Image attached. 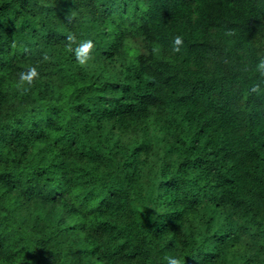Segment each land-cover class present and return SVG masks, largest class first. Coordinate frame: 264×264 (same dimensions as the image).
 Listing matches in <instances>:
<instances>
[{
	"label": "trees",
	"instance_id": "16d2710c",
	"mask_svg": "<svg viewBox=\"0 0 264 264\" xmlns=\"http://www.w3.org/2000/svg\"><path fill=\"white\" fill-rule=\"evenodd\" d=\"M260 59L264 0H0V264H264Z\"/></svg>",
	"mask_w": 264,
	"mask_h": 264
},
{
	"label": "clouds",
	"instance_id": "9594fccd",
	"mask_svg": "<svg viewBox=\"0 0 264 264\" xmlns=\"http://www.w3.org/2000/svg\"><path fill=\"white\" fill-rule=\"evenodd\" d=\"M67 21L71 23L72 16L71 14L66 17ZM234 33L232 31L227 32V35L231 36ZM183 37L182 36H175L173 38V45H172V51L173 53H179L181 51V48L183 46ZM73 45H76L75 48H73ZM15 45H13L14 47ZM66 47L70 52H73L75 54L76 60L80 65H86L90 60L93 59V53L95 50V44L92 40H86V41H79L77 42L76 36L72 33H69L66 37ZM44 61H48L49 57L45 54L43 56ZM256 71L261 74V76H264V59H260L256 66ZM40 76L39 72L35 67L29 68L27 71H22L18 73L19 82L21 85L27 84L32 85L36 79H38ZM25 91L28 89L25 88ZM251 92L255 93L257 95L264 94V87L260 83L253 84L251 88ZM165 260L167 261V264H182L181 258L167 255L165 256Z\"/></svg>",
	"mask_w": 264,
	"mask_h": 264
}]
</instances>
